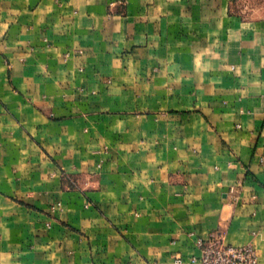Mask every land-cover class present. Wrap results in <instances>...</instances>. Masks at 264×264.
Masks as SVG:
<instances>
[{"label": "crops", "instance_id": "1", "mask_svg": "<svg viewBox=\"0 0 264 264\" xmlns=\"http://www.w3.org/2000/svg\"><path fill=\"white\" fill-rule=\"evenodd\" d=\"M234 1L0 0V264L211 235L264 264V17Z\"/></svg>", "mask_w": 264, "mask_h": 264}, {"label": "built area", "instance_id": "2", "mask_svg": "<svg viewBox=\"0 0 264 264\" xmlns=\"http://www.w3.org/2000/svg\"><path fill=\"white\" fill-rule=\"evenodd\" d=\"M263 160V159H262ZM238 186L233 185L229 193L236 199L238 196ZM61 207V203L52 206V210ZM196 245L199 254L193 256L190 261L196 264H260L259 254L253 243L243 245L225 244L213 235L209 238H196ZM183 264L184 259L178 256L175 261Z\"/></svg>", "mask_w": 264, "mask_h": 264}, {"label": "rangeland", "instance_id": "3", "mask_svg": "<svg viewBox=\"0 0 264 264\" xmlns=\"http://www.w3.org/2000/svg\"><path fill=\"white\" fill-rule=\"evenodd\" d=\"M233 7L249 18L264 17V0H235Z\"/></svg>", "mask_w": 264, "mask_h": 264}]
</instances>
